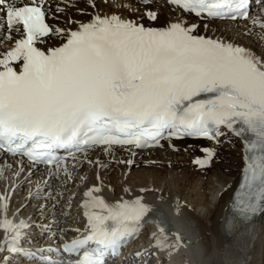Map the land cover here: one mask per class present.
Wrapping results in <instances>:
<instances>
[{
	"label": "snow or ice",
	"instance_id": "1",
	"mask_svg": "<svg viewBox=\"0 0 264 264\" xmlns=\"http://www.w3.org/2000/svg\"><path fill=\"white\" fill-rule=\"evenodd\" d=\"M170 2L198 16L231 19L245 16L248 4ZM0 11V29L8 39L13 32L19 37L0 54V150L52 165L55 177L68 172L69 158L80 163L77 153L98 146L143 149L183 137L218 142L222 127L236 136L251 132L256 141L249 150L261 152L246 165L235 206L245 214L264 212V60L251 50L194 35L195 25L153 28L116 14H97L74 30L53 28L46 22L44 0H0ZM50 35L64 42L47 50L38 47ZM15 63H21L20 71ZM204 152L195 161L202 167L215 155L212 148ZM100 191L90 189L83 202L89 209L87 234L64 246L80 256L75 264H104L106 253L115 252L153 211L143 197L111 203L93 194ZM26 227V221L16 223L6 215L0 221V228L12 232L9 251H24L18 244ZM153 239L159 249L166 240L164 227ZM180 243L177 236L168 247Z\"/></svg>",
	"mask_w": 264,
	"mask_h": 264
},
{
	"label": "bare ground",
	"instance_id": "2",
	"mask_svg": "<svg viewBox=\"0 0 264 264\" xmlns=\"http://www.w3.org/2000/svg\"><path fill=\"white\" fill-rule=\"evenodd\" d=\"M159 2L161 3H158L155 9L158 16L153 20L147 15L149 11H153L149 10L150 6L136 3V0H113L108 3L94 0V7L91 6L93 0H61L52 3L50 10L60 13H54L50 20L62 29H76L78 23L88 22L97 14H116L122 19L151 26H160L172 21L185 24L198 22L194 17L184 16L163 7L164 0ZM120 4L121 7H114ZM200 25L207 26L205 33L209 32L211 35L247 46L257 58L264 60V30L252 27L247 22L211 21ZM251 29L254 34L246 36V31ZM2 30L0 29V33ZM12 36L13 39H9L4 48L15 45V39L19 37L15 32ZM62 43L63 39L50 35L38 45L49 48ZM227 137L230 141L224 146L230 145L233 148H221L220 152H217L218 157L225 160L220 163L214 161L211 174L205 169L196 170L192 166V155L198 152L199 144L204 142L195 140L179 142L183 149V152L179 153L167 147L155 149L150 154L136 153L134 156L124 149H117L115 155L113 152L107 153L99 149L85 158L78 157L81 161L77 164L78 171L68 168L67 173L60 171L49 179H46L40 170L33 169L28 172L29 167H18L11 159L2 157L0 208L7 204L10 210L19 209L32 224L35 221L45 225L50 232L68 226L77 231V234H81L84 232V226L79 208L84 205L86 193L94 188L91 186L93 184L102 190L105 189L108 195L143 196L172 206L176 214L185 218L189 229L187 238L192 244L190 249L201 254L193 264H264V215L248 224L227 217L228 206L244 163V146L241 139L233 133H228ZM183 143L188 145L183 146ZM185 157L189 158L190 165H184L181 159ZM177 162L180 165H177ZM159 163L162 165H158ZM139 165L143 166L138 169ZM189 169L192 172L189 173ZM205 175L208 181H203ZM212 176L216 177L215 181ZM185 189L188 190L187 194L182 193ZM34 229L37 228L32 225L28 232L31 233ZM142 248L144 253L150 251L147 245ZM3 255L4 253L0 252V259ZM171 261L160 258L156 264H170Z\"/></svg>",
	"mask_w": 264,
	"mask_h": 264
},
{
	"label": "rangeland",
	"instance_id": "3",
	"mask_svg": "<svg viewBox=\"0 0 264 264\" xmlns=\"http://www.w3.org/2000/svg\"><path fill=\"white\" fill-rule=\"evenodd\" d=\"M104 3H107V2L104 0ZM183 144H184V143H183ZM200 144H201V143H200ZM200 144H199V146H200ZM227 144H229V143L227 142L225 145H227ZM187 145H188V143H185L183 146H187ZM228 146H229V147H228ZM228 146H227V147L224 146L223 148H225L226 150H228V149H229V150H232L231 148H233V147H230V145H228ZM180 149H181V148H180ZM181 152H183V149H181ZM176 153H177V152H176ZM178 153H179V152H178ZM197 153H198V152H196L195 154H197ZM195 154H194V155H195ZM194 155H192V157H194ZM221 158H223V157H221ZM175 160H177V158H176ZM175 160H174V161H175ZM181 160H183V163H184L185 166L190 165V161H189V158H188V157H187V158L185 157V158H183V159H181ZM224 160H225V159H223L221 162H223ZM174 161H173V162H174ZM219 163H220V162H219ZM176 164H177V165H180V163H178V162H177ZM158 165H162V164L159 163ZM142 166H143V165H139V166H138V169H139L140 167H142ZM172 166H174V165H172ZM192 166H193V165H192ZM174 167H178V166H174ZM135 168H137V166H135ZM185 168H188V167H185ZM178 169H183V167H180V166H179ZM189 170H191V169H189ZM212 170H213L212 168H211V170L209 169V171H208L207 173H208V174H211V173H212V172H211ZM190 172H192V170L189 171V173H190ZM206 177H207V176L205 175L204 178H203V181H208V180H209V179L206 178ZM212 177H213V176H212ZM169 179H170V176H169ZM215 179H216V177L214 176V177H213V181H215ZM192 182H193V180L191 181V183H192ZM182 193L187 194V193H188V190L185 189V190H183Z\"/></svg>",
	"mask_w": 264,
	"mask_h": 264
}]
</instances>
